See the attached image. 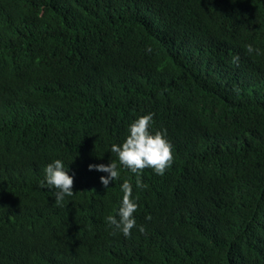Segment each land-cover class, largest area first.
I'll return each mask as SVG.
<instances>
[{
	"label": "trees",
	"instance_id": "trees-1",
	"mask_svg": "<svg viewBox=\"0 0 264 264\" xmlns=\"http://www.w3.org/2000/svg\"><path fill=\"white\" fill-rule=\"evenodd\" d=\"M146 112L173 163L110 234L135 179L110 146ZM0 264H264V0H0Z\"/></svg>",
	"mask_w": 264,
	"mask_h": 264
},
{
	"label": "clouds",
	"instance_id": "clouds-1",
	"mask_svg": "<svg viewBox=\"0 0 264 264\" xmlns=\"http://www.w3.org/2000/svg\"><path fill=\"white\" fill-rule=\"evenodd\" d=\"M244 47L249 54L254 51L259 52V49H254L252 44H246ZM145 51L151 52V46H146ZM232 61L238 63L239 56L234 55ZM153 117V112L137 115L128 123L123 140L110 146L119 164L135 174L134 183L131 179L125 178L119 185L121 196L116 215L105 216V221L111 228L110 234L119 232L128 236L133 228L141 233L145 231V226L137 224L134 215L139 206L134 188L142 190L147 187L140 175V170L150 168L154 174L163 175L173 163L174 146L168 139L167 129L153 128ZM88 168L106 173L99 178L105 189L119 176L116 161H109L107 164H89ZM39 183L42 188L47 185L55 189L54 200L57 204L62 203L66 196L73 194V175L69 174L68 167L64 166V161L59 157L51 159L44 165ZM150 219V215L145 216V220Z\"/></svg>",
	"mask_w": 264,
	"mask_h": 264
}]
</instances>
